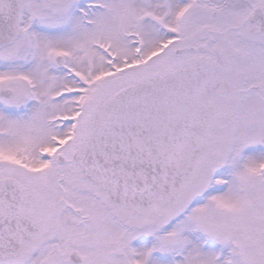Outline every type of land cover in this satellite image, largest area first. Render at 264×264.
Wrapping results in <instances>:
<instances>
[{"label": "snow or ice", "instance_id": "6c2138e0", "mask_svg": "<svg viewBox=\"0 0 264 264\" xmlns=\"http://www.w3.org/2000/svg\"><path fill=\"white\" fill-rule=\"evenodd\" d=\"M0 264H264V0H0Z\"/></svg>", "mask_w": 264, "mask_h": 264}]
</instances>
